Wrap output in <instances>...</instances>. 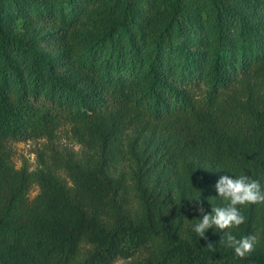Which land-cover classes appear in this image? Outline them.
<instances>
[{
	"label": "trees",
	"instance_id": "obj_1",
	"mask_svg": "<svg viewBox=\"0 0 264 264\" xmlns=\"http://www.w3.org/2000/svg\"><path fill=\"white\" fill-rule=\"evenodd\" d=\"M123 3L81 45L96 0H0V264H264L190 236L150 184L195 162L209 188L243 174L264 191V0H175L157 23V0ZM64 125L80 152L56 142ZM41 138L37 167H17L11 142Z\"/></svg>",
	"mask_w": 264,
	"mask_h": 264
},
{
	"label": "rangeland",
	"instance_id": "obj_2",
	"mask_svg": "<svg viewBox=\"0 0 264 264\" xmlns=\"http://www.w3.org/2000/svg\"><path fill=\"white\" fill-rule=\"evenodd\" d=\"M210 0H192V6L197 10H202L205 2ZM175 0H157L156 9L152 16V22H166L172 16L174 11ZM124 9L123 0H96V4L83 17L80 26L73 32V35L81 43L86 45L91 43L95 38L99 37L113 22L120 20ZM21 28V21H18V29ZM67 125L60 128L56 142L60 145L71 148L76 152L81 151V146L67 132ZM157 140L151 137H145L138 144L139 151L133 155L132 162L126 164L125 168L137 172V158L145 149L151 147ZM47 139H35L29 141L11 142L13 149V159L17 167H21L26 163L30 169H35L37 163V153L44 146ZM207 169L195 162L187 163L184 170L179 174L159 172L154 175L151 185H158L163 188L164 193L171 194L175 198L178 206L182 207L185 218L188 223V232L191 236L194 231V225L201 219L198 207L202 206L206 214L212 212V208L216 206H224L223 198L217 196L215 185L212 188L204 184ZM250 179H255L253 175H247ZM38 187L33 186L30 190V196L37 194ZM201 199L202 205L193 201ZM136 209L141 212L143 203L141 193L136 195ZM242 215H244L245 223L238 229L231 230L237 238L245 235L256 237L255 252L264 253V202L256 209L253 204L238 206ZM224 232L210 228L206 231V237L212 245L219 249H232L227 246ZM164 242H160L159 247H163ZM131 259H120L114 264H128Z\"/></svg>",
	"mask_w": 264,
	"mask_h": 264
},
{
	"label": "clouds",
	"instance_id": "obj_3",
	"mask_svg": "<svg viewBox=\"0 0 264 264\" xmlns=\"http://www.w3.org/2000/svg\"><path fill=\"white\" fill-rule=\"evenodd\" d=\"M217 196L223 198L224 206L212 208L210 214L205 213L202 206L198 207L201 219L194 225V231L201 238L206 237V231L215 227L225 232L227 246L234 250V255L240 259L249 256L255 250L256 237L245 235L237 238L231 230L238 229L245 223V217L242 215L238 206L257 204L264 202V191L261 190L260 182L250 179L247 175L230 176L222 175L215 184ZM201 204V199L193 200ZM213 251L215 249H212Z\"/></svg>",
	"mask_w": 264,
	"mask_h": 264
}]
</instances>
